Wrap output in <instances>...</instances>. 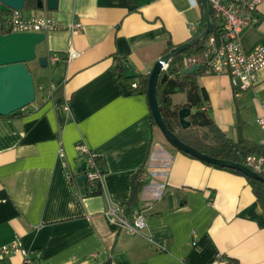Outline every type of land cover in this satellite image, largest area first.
Returning <instances> with one entry per match:
<instances>
[{"label":"crops","instance_id":"0c3cea01","mask_svg":"<svg viewBox=\"0 0 264 264\" xmlns=\"http://www.w3.org/2000/svg\"><path fill=\"white\" fill-rule=\"evenodd\" d=\"M258 11L261 22L242 36L245 53L264 48V1ZM22 14L53 19L59 29L44 34L26 64L34 103L0 117V247L19 240L29 264H264V208L247 179L174 149L152 128L146 97L125 96L115 79L114 58L149 76L167 50L202 34L201 0H58L56 11ZM71 48L78 57L66 61ZM54 55L61 61L51 65ZM196 81L219 130L259 146L264 68L239 96L226 74ZM165 89L177 112L185 108L178 80ZM80 143L105 163L101 196L85 197L70 182L83 162ZM142 165V188L128 208L130 179ZM135 213L146 227L129 234L117 219ZM0 264L25 263L15 254Z\"/></svg>","mask_w":264,"mask_h":264},{"label":"built area","instance_id":"2783aa9c","mask_svg":"<svg viewBox=\"0 0 264 264\" xmlns=\"http://www.w3.org/2000/svg\"><path fill=\"white\" fill-rule=\"evenodd\" d=\"M264 0H206L211 14V25L213 21L218 28V37H210L205 45L204 75H228L230 84L234 90L235 96L247 91L256 84L257 74L264 68V48L255 47L251 52L245 53L242 49V36L249 29L257 27L261 22L258 11L260 4ZM1 32L8 34H46L58 30V26L53 19L24 17L22 11H10L0 21ZM79 29L78 24L69 27L71 33ZM198 34L196 38L199 36ZM78 57V52L70 49L65 56L66 61H72ZM61 61L59 55L50 57L49 63L55 65ZM197 65L195 59H184L183 67L188 69ZM168 65L163 67L166 70ZM136 88L135 85H132ZM208 105L204 104L202 110H207ZM67 106L64 111H67ZM256 124L261 130L263 137L259 146L264 148V117L258 118ZM79 156L85 158V180L91 184L102 185V174H100L98 164L93 160L94 155L86 148L83 143L77 145ZM58 156L64 160V155L60 150ZM251 172L264 178V155H249L244 159V164ZM70 182H74L73 174H68ZM75 183V182H74ZM94 185V186H95ZM112 215V213H109ZM113 216V215H112ZM120 228L126 230L129 234H137L146 227L144 216L135 213L131 221L126 216L117 219ZM157 250L163 252L165 246L162 242L156 245ZM20 254L25 264L31 260L28 253L22 248L19 240H14L11 244L0 247V258ZM219 264H227L225 260L220 259Z\"/></svg>","mask_w":264,"mask_h":264},{"label":"trees","instance_id":"16d2710c","mask_svg":"<svg viewBox=\"0 0 264 264\" xmlns=\"http://www.w3.org/2000/svg\"><path fill=\"white\" fill-rule=\"evenodd\" d=\"M37 1L38 0H25L23 10H35ZM4 14L6 13L0 14V21ZM217 30L218 28L215 26L213 21L212 30L204 40L192 46L185 52L175 56L169 62L166 70L161 72L159 75L156 86V101L158 110L166 128L171 133H173L180 142L210 158L230 161L238 165H243L244 159L249 155H264V148L254 144L253 142L243 139L241 136L236 140H231L224 133H222L214 124L208 110H202L203 105L207 102V95L204 89L198 86L196 81L197 77L204 75V71L206 70L204 64V50L206 42L210 37H218ZM167 51L169 53L171 50ZM184 59H195L197 61V66H200L199 71L193 75H184V70H186L183 67ZM112 63L117 84L121 88H124L128 95H144L147 99L149 76L135 74L134 79L126 80L122 77V73L124 68L130 67L128 62L126 60L114 58ZM164 76L167 78V82L170 79H176L179 81L180 92L185 93L186 95V103L184 107L190 109V111H193V113H191L187 119L189 123V127L187 129H182L180 126L178 118L179 112L174 109L169 98V94L165 91L167 82L162 83ZM132 85H135L136 88H133ZM151 126L152 128L157 129L152 116ZM200 130L203 131L204 134H199V132H201ZM184 155L192 158L187 154ZM79 157L83 158L82 164L85 165V158L83 156ZM93 160L98 164L100 174L103 176L105 174V163L101 158L96 156L93 157ZM207 165L211 166L209 164ZM212 167L243 176L235 170L218 168L216 166ZM84 170L85 168L78 169L77 174L79 176H74V182L77 183V179L85 175L86 172ZM144 172L145 167L142 165L141 168L135 174H133L130 179L131 191L128 208L137 202L138 195L143 184L142 176ZM246 179L249 182L254 195L264 208V184L249 178ZM94 185L95 184H91L86 180L82 183L85 197H95L102 195V185L100 183L96 184L95 186Z\"/></svg>","mask_w":264,"mask_h":264},{"label":"water","instance_id":"95a60500","mask_svg":"<svg viewBox=\"0 0 264 264\" xmlns=\"http://www.w3.org/2000/svg\"><path fill=\"white\" fill-rule=\"evenodd\" d=\"M25 0H0V14L9 13L10 11H23ZM202 7L204 9L206 28L202 34H200L194 40L183 44L168 54L162 56L153 66L152 71L149 74L148 88H147V101L149 111L154 120V123L162 134L168 144L181 153L187 154L192 158L216 166L218 168H224L229 170H235L242 174L244 177L261 182L264 184V178L251 172L243 165H238L230 161L217 160L205 156L196 150L186 146L180 142L173 133H171L165 126L162 120L161 114L158 110L156 101V86L158 78L163 67L177 55L185 52L192 46L201 42L211 32L212 25L211 14L207 6L206 0H201ZM46 8L48 11H56L58 7V0H38L36 8L41 10ZM45 39L44 34H8L4 35L0 28V117H15L19 116L21 112L32 105L35 101V86L32 75L28 71L26 64L36 59L35 47L41 44ZM41 68L46 67L47 59L40 58L38 60ZM200 66L194 65L184 70V75H193L199 71ZM122 77L126 80L134 79L135 73L131 67L123 69ZM167 82V78L164 76L162 83ZM122 92L125 96L128 95L126 90L122 88ZM191 114L190 109L183 108L178 113L179 123L182 129H187L189 123L187 121ZM85 165L82 164L80 169H84ZM85 181V177H79L77 179L78 185L82 186Z\"/></svg>","mask_w":264,"mask_h":264},{"label":"rangeland","instance_id":"374dc122","mask_svg":"<svg viewBox=\"0 0 264 264\" xmlns=\"http://www.w3.org/2000/svg\"><path fill=\"white\" fill-rule=\"evenodd\" d=\"M24 11V10H23ZM206 27V26H205ZM201 131V130H200ZM203 133V131H201V132H199V134H202ZM204 134V133H203Z\"/></svg>","mask_w":264,"mask_h":264}]
</instances>
